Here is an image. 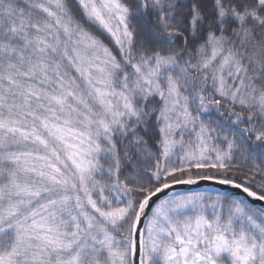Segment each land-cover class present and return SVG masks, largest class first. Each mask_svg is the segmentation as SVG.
I'll use <instances>...</instances> for the list:
<instances>
[{"label":"snow or ice","instance_id":"1","mask_svg":"<svg viewBox=\"0 0 264 264\" xmlns=\"http://www.w3.org/2000/svg\"><path fill=\"white\" fill-rule=\"evenodd\" d=\"M0 264H264V0H0Z\"/></svg>","mask_w":264,"mask_h":264},{"label":"water","instance_id":"2","mask_svg":"<svg viewBox=\"0 0 264 264\" xmlns=\"http://www.w3.org/2000/svg\"><path fill=\"white\" fill-rule=\"evenodd\" d=\"M174 191L178 193H182V194H186L192 191L208 192V193H214V194L222 193L234 199H240V200L246 199V194L240 192L239 190L232 189L228 186L214 185L210 181H202L197 186H177L174 189ZM247 199L251 200V198H247ZM253 203L259 207L261 206L262 202L253 201Z\"/></svg>","mask_w":264,"mask_h":264}]
</instances>
